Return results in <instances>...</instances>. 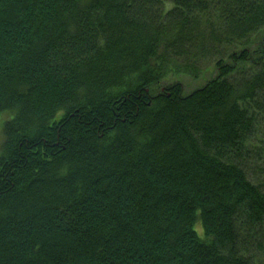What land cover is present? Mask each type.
Here are the masks:
<instances>
[{"label":"trees","instance_id":"1","mask_svg":"<svg viewBox=\"0 0 264 264\" xmlns=\"http://www.w3.org/2000/svg\"><path fill=\"white\" fill-rule=\"evenodd\" d=\"M3 114L0 264H264V0H0Z\"/></svg>","mask_w":264,"mask_h":264},{"label":"rangeland","instance_id":"2","mask_svg":"<svg viewBox=\"0 0 264 264\" xmlns=\"http://www.w3.org/2000/svg\"><path fill=\"white\" fill-rule=\"evenodd\" d=\"M177 79L184 84L185 91L187 92L195 89L196 87L202 84L200 80H194L186 76L182 78L179 77ZM174 81H175L174 79L171 80V82H174ZM165 82L168 83V81H165ZM162 85H165V83L163 82ZM10 119H11V115L9 114H3L0 116V144L2 143V140H3L2 134H1V127L4 125L5 122L9 121ZM196 230L198 232L200 231L199 225L196 226Z\"/></svg>","mask_w":264,"mask_h":264}]
</instances>
